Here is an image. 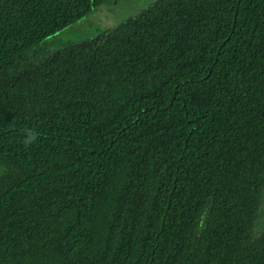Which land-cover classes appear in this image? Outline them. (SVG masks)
<instances>
[{"label":"trees","instance_id":"trees-1","mask_svg":"<svg viewBox=\"0 0 264 264\" xmlns=\"http://www.w3.org/2000/svg\"><path fill=\"white\" fill-rule=\"evenodd\" d=\"M106 1L0 0V264H264V0H154L38 60Z\"/></svg>","mask_w":264,"mask_h":264},{"label":"rangeland","instance_id":"rangeland-1","mask_svg":"<svg viewBox=\"0 0 264 264\" xmlns=\"http://www.w3.org/2000/svg\"><path fill=\"white\" fill-rule=\"evenodd\" d=\"M153 1L107 0L79 22L71 25L56 36L45 40L41 44L42 49L37 55L38 60H43L44 57H48L68 45H75L82 41L92 40L104 32L115 29L122 22L137 16L140 12L148 8ZM33 61L35 60H31L30 63H25L23 66L20 65L17 69H28L30 65H33ZM257 223L259 224L258 229L261 230L264 227L262 216Z\"/></svg>","mask_w":264,"mask_h":264},{"label":"clouds","instance_id":"clouds-1","mask_svg":"<svg viewBox=\"0 0 264 264\" xmlns=\"http://www.w3.org/2000/svg\"><path fill=\"white\" fill-rule=\"evenodd\" d=\"M38 132L31 127H24L21 130V143L24 147H29L34 145L38 141Z\"/></svg>","mask_w":264,"mask_h":264}]
</instances>
